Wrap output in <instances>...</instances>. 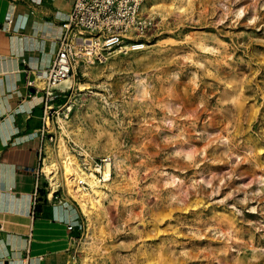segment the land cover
Segmentation results:
<instances>
[{
    "label": "rangeland",
    "instance_id": "rangeland-1",
    "mask_svg": "<svg viewBox=\"0 0 264 264\" xmlns=\"http://www.w3.org/2000/svg\"><path fill=\"white\" fill-rule=\"evenodd\" d=\"M146 8L147 46L82 65L50 122L56 158L64 136L84 170L113 161L92 220L60 169L76 264H264V0Z\"/></svg>",
    "mask_w": 264,
    "mask_h": 264
},
{
    "label": "crops",
    "instance_id": "crops-1",
    "mask_svg": "<svg viewBox=\"0 0 264 264\" xmlns=\"http://www.w3.org/2000/svg\"><path fill=\"white\" fill-rule=\"evenodd\" d=\"M71 6L72 0H0V264H76L84 215L71 199L48 198L42 173L49 153L40 134L45 105L58 109L63 96L27 84L51 64Z\"/></svg>",
    "mask_w": 264,
    "mask_h": 264
},
{
    "label": "built area",
    "instance_id": "built-area-1",
    "mask_svg": "<svg viewBox=\"0 0 264 264\" xmlns=\"http://www.w3.org/2000/svg\"><path fill=\"white\" fill-rule=\"evenodd\" d=\"M146 3L147 0H72L71 10L56 38L57 50L51 64L45 70L37 71L27 84L44 90L50 97L65 96L73 84L64 88L59 84L70 76L74 80L82 65L102 63L116 51L124 53L145 48L148 43L144 37L154 27L156 20V15L146 8ZM55 112L57 109L45 105L44 125L40 134L50 142L55 139V132L51 130L49 119L53 118ZM102 161L97 170H90L100 182L107 179L104 164L110 162L111 158L108 156ZM42 173L44 177L47 176L44 170ZM109 174H112V170ZM40 177L34 191V205L41 198ZM80 183L88 185L82 180ZM49 186L51 188L50 182ZM58 192L59 188L53 191L51 188L46 190V196L58 198ZM73 227L69 224L70 229Z\"/></svg>",
    "mask_w": 264,
    "mask_h": 264
},
{
    "label": "bare ground",
    "instance_id": "bare-ground-1",
    "mask_svg": "<svg viewBox=\"0 0 264 264\" xmlns=\"http://www.w3.org/2000/svg\"><path fill=\"white\" fill-rule=\"evenodd\" d=\"M73 83L74 80L70 76L64 79L59 86L64 88ZM70 109H72V106H69V110ZM61 119L62 118H60V120ZM57 146L55 154L57 158L53 156L52 149L49 147L48 151L50 155L46 156L44 162V170L50 180L52 191L58 190L61 184L59 173L60 169H62V174L64 176L63 183L67 188V192L78 201L82 212L87 216L88 220H92L93 216H95L94 214L102 208L103 197L106 195V191L103 189L102 185H100L101 182L96 178L94 172L84 170L80 164L77 163L74 155L69 150L64 136L59 137ZM58 161H60L62 168H60ZM112 164L113 161H108L104 164V171L108 175L104 183L110 181L112 178V174H109V171L112 170ZM80 180L88 185L86 186L80 183ZM87 187H91L90 190L87 191Z\"/></svg>",
    "mask_w": 264,
    "mask_h": 264
}]
</instances>
